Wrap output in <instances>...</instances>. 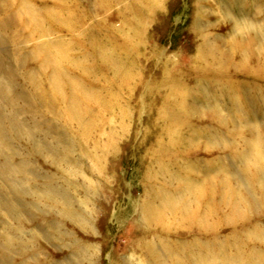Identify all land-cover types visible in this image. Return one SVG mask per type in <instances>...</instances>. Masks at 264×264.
I'll return each instance as SVG.
<instances>
[{"label":"rangeland","instance_id":"obj_1","mask_svg":"<svg viewBox=\"0 0 264 264\" xmlns=\"http://www.w3.org/2000/svg\"><path fill=\"white\" fill-rule=\"evenodd\" d=\"M0 264H264V0H0Z\"/></svg>","mask_w":264,"mask_h":264},{"label":"bare ground","instance_id":"obj_2","mask_svg":"<svg viewBox=\"0 0 264 264\" xmlns=\"http://www.w3.org/2000/svg\"><path fill=\"white\" fill-rule=\"evenodd\" d=\"M258 165L262 166L263 164L262 163H258Z\"/></svg>","mask_w":264,"mask_h":264}]
</instances>
